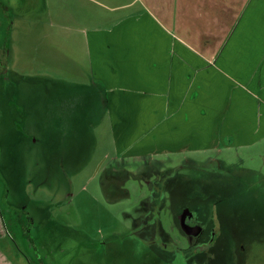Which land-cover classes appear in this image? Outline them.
Here are the masks:
<instances>
[{"label": "rangeland", "instance_id": "1", "mask_svg": "<svg viewBox=\"0 0 264 264\" xmlns=\"http://www.w3.org/2000/svg\"><path fill=\"white\" fill-rule=\"evenodd\" d=\"M128 1L0 0V205L7 217L5 225L0 216V264H94V240L122 232L139 215L145 184L119 169L141 161L115 150L84 41L86 30L130 12L115 8ZM153 159L161 169L182 165L191 195L233 184L215 170L238 174L235 187H251L258 203L240 202L235 224L248 223L250 234L263 237L252 255L264 264V139ZM115 175L128 196L106 198L103 186ZM222 231L223 246L234 249L228 226ZM109 260L104 264H124L121 254Z\"/></svg>", "mask_w": 264, "mask_h": 264}, {"label": "crops", "instance_id": "2", "mask_svg": "<svg viewBox=\"0 0 264 264\" xmlns=\"http://www.w3.org/2000/svg\"><path fill=\"white\" fill-rule=\"evenodd\" d=\"M118 7L130 12L84 40L118 154L186 155L264 139V0Z\"/></svg>", "mask_w": 264, "mask_h": 264}, {"label": "flooded vegetation", "instance_id": "3", "mask_svg": "<svg viewBox=\"0 0 264 264\" xmlns=\"http://www.w3.org/2000/svg\"><path fill=\"white\" fill-rule=\"evenodd\" d=\"M154 157H135L141 161L137 167L119 169L144 183L145 194L139 202V215L130 227L94 240V264L107 263L115 253L122 255L124 264H257L252 255L253 245L263 237L250 234L252 226L248 223L236 225L233 216L246 198L254 207L258 203L257 192L247 185L240 190L235 187L240 179L238 174L215 170V176L233 184L219 185L210 194L196 191L191 195L185 186L191 178L178 173L182 165L161 169V163H152ZM123 184L121 177L111 176L103 186L106 198L108 194L128 196L129 190ZM262 198L261 195L260 201ZM251 206L245 207L250 213ZM0 209L5 224L7 217L1 205ZM28 221L30 226L32 220ZM224 225L231 232L235 247L232 250L222 244ZM7 231L9 239L8 228Z\"/></svg>", "mask_w": 264, "mask_h": 264}]
</instances>
